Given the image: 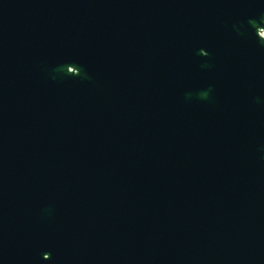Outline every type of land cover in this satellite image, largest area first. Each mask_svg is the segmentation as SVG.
Segmentation results:
<instances>
[{
	"label": "water",
	"instance_id": "95a60500",
	"mask_svg": "<svg viewBox=\"0 0 264 264\" xmlns=\"http://www.w3.org/2000/svg\"><path fill=\"white\" fill-rule=\"evenodd\" d=\"M264 0H0V264H264Z\"/></svg>",
	"mask_w": 264,
	"mask_h": 264
},
{
	"label": "bare ground",
	"instance_id": "6f19581e",
	"mask_svg": "<svg viewBox=\"0 0 264 264\" xmlns=\"http://www.w3.org/2000/svg\"><path fill=\"white\" fill-rule=\"evenodd\" d=\"M262 34L264 35V32Z\"/></svg>",
	"mask_w": 264,
	"mask_h": 264
}]
</instances>
